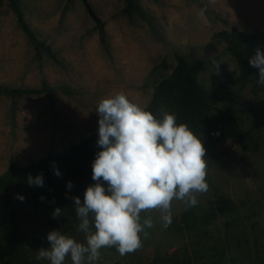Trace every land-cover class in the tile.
<instances>
[{
  "label": "rangeland",
  "instance_id": "1",
  "mask_svg": "<svg viewBox=\"0 0 264 264\" xmlns=\"http://www.w3.org/2000/svg\"><path fill=\"white\" fill-rule=\"evenodd\" d=\"M139 1L151 22L129 11L125 0H22L36 40L18 26L10 4L0 1V84L54 88L51 95L18 100L0 96V173L12 163L27 165L65 151L89 136L98 127L95 111L104 98L123 92L146 106L179 56L196 68L202 85L225 93L228 77L236 79L241 70L227 44L215 35L233 29L264 30V0ZM102 27L107 48L100 39ZM257 108L262 110L259 119L253 114ZM233 117L245 130L253 129L254 141L243 149L232 122L223 115L207 164L208 191L198 195L194 207L174 200L172 220L188 209L197 214L215 211L216 197L223 194L238 204L241 217L256 223L264 247V90L255 91L249 84L235 100ZM147 215L154 227L146 229L142 247L124 256L114 247L103 248L98 264H154L158 256L160 264L189 257L196 264V242L223 246L221 219L191 236L169 231L158 210L142 213ZM62 233L78 242L85 238L79 231ZM49 246L46 235L36 255ZM65 264H71L70 259Z\"/></svg>",
  "mask_w": 264,
  "mask_h": 264
},
{
  "label": "trees",
  "instance_id": "2",
  "mask_svg": "<svg viewBox=\"0 0 264 264\" xmlns=\"http://www.w3.org/2000/svg\"><path fill=\"white\" fill-rule=\"evenodd\" d=\"M0 1L10 4L18 26L30 39L36 40V31L25 17L22 0ZM125 1L129 11L136 12L146 21H152L139 0ZM215 37L227 44L241 70L236 79L228 77V91L220 93L202 85L196 68L179 56L172 72L159 81L151 101L144 106L158 117V109L164 106L169 112L176 114L178 124H187L203 140L207 164L213 153L214 139L219 132V120L223 115L232 122L237 141L243 149H248L249 142L254 141V131L245 130L237 123L233 117V105L249 84H253L255 91L264 90V86L257 84L258 69L249 64L257 47L264 51V30H255L253 33L238 29L230 32L224 30ZM100 39L107 48L103 27ZM47 51L51 54L50 49ZM199 65L203 66L204 62H199ZM53 90L47 85L42 88H10L0 84V96L16 100L51 95ZM253 114L259 119L262 117V110L254 109ZM97 140L98 127L65 151L51 152L27 165L12 163L6 171L0 173V264H41L36 259L35 249L50 231H78L79 221L71 198L79 196L83 201L86 187L94 182L91 178L92 162L100 151ZM54 166L59 169L60 176L54 175ZM41 173L44 178L43 187L28 185L29 174L35 178ZM68 182L73 184L71 189L67 187ZM18 196L24 199L21 201ZM216 198L215 211L197 214L192 209L185 210L172 220L168 230L191 236L200 235L206 231L207 226L221 219L224 229L223 246L201 245L196 242V264H264V247L255 232L256 223H252L250 217H241V208L227 196L218 194ZM57 207L62 208L58 219L52 217ZM227 256H230V262L226 261ZM159 261L158 256L154 264H160ZM174 264H193V261L189 257L183 261L176 260Z\"/></svg>",
  "mask_w": 264,
  "mask_h": 264
},
{
  "label": "clouds",
  "instance_id": "3",
  "mask_svg": "<svg viewBox=\"0 0 264 264\" xmlns=\"http://www.w3.org/2000/svg\"><path fill=\"white\" fill-rule=\"evenodd\" d=\"M249 64L258 69L257 84L264 86V51L257 48ZM158 111L159 117L123 92L100 100L95 111L100 151L91 176L95 183L86 187L83 201L79 196L71 198L84 241L54 229L47 234L50 246L37 250V260L98 264L101 249L110 247L124 256L140 249L142 236H148L146 229L154 227L153 218L142 213L158 210L168 227L174 200L187 207L198 204V195L209 188L203 140L187 124H178L175 113L164 106ZM54 175H61L55 166ZM27 183L43 187V174L35 178L29 174ZM67 187L71 189L72 182ZM61 209L55 208L52 217L58 219Z\"/></svg>",
  "mask_w": 264,
  "mask_h": 264
}]
</instances>
